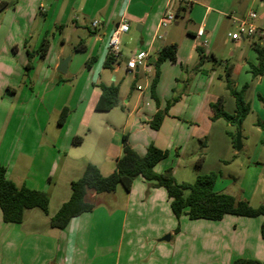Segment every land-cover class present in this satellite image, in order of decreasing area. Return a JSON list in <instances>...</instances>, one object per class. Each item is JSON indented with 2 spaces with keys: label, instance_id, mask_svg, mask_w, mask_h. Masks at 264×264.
<instances>
[{
  "label": "crops",
  "instance_id": "1",
  "mask_svg": "<svg viewBox=\"0 0 264 264\" xmlns=\"http://www.w3.org/2000/svg\"><path fill=\"white\" fill-rule=\"evenodd\" d=\"M253 1L250 0V3ZM170 2L171 0H0V104L4 107V116L0 119V163L6 168L7 178L16 185L24 184L29 188L44 190L49 198L47 213L38 207L26 209L23 220L15 223L17 228L9 226L11 228L8 233L5 230L2 233L1 228L11 223L4 222L0 212V264H102L101 257L97 255L92 261L84 263L76 254V247L68 253L67 239L75 232L77 244L79 231L74 228L80 217L89 211L71 218L61 229L51 227L49 218L68 200L70 182L81 175L87 162L95 164L102 174L113 170L116 159L122 153L121 136L127 134L125 124L130 120L128 117L139 108L137 102L148 96L146 89L153 76V64L163 45L175 43L176 57L183 56L186 61L194 57L192 67L195 69L197 65V70L202 72L207 71L210 58L208 54L215 62L213 52L216 46H224L229 40L234 48L230 54H235L236 60L249 64L257 62L256 53L253 61L248 59L247 50L242 49L243 38L233 40L228 36L229 31L219 33L218 29L225 18L229 26L234 25L233 19L245 16V9H230L231 0H191L188 10L177 14L178 1L175 0V19L172 21L175 26H169L171 22L166 27H160L159 20ZM261 16V22L264 23V11ZM123 17L126 18L129 29L119 37L120 50L123 52L127 48V37H133V44L128 45L129 51L140 49L147 52L148 72L140 67L127 74V56L124 53L104 65L109 56L108 38L114 25ZM178 18L184 19L186 24L180 34L176 30ZM94 19L99 20L96 26L91 25ZM132 24L135 25V32L130 34ZM198 26L204 29L205 45L198 44L201 40L196 36ZM161 28L162 37L158 38ZM72 34L74 40L69 41L68 37ZM44 36L48 37L49 46L41 57L38 49ZM208 37L213 42L210 51ZM247 40L253 49L254 38ZM66 43L71 44L75 52L84 53L88 59L93 58L95 63L91 64V61L85 67L88 70L97 67L100 81L101 76H104L102 83L118 85L120 110L126 112L121 129L111 121L97 124L92 123L90 116L86 118L88 106L80 99L81 94L77 95L75 103L62 98L61 92L66 91L68 78L73 77L75 72L70 69L72 55L64 50ZM79 44L82 48L76 50L75 46ZM28 60L30 66L27 68L25 66ZM63 61L66 65L65 70L61 71L58 67ZM161 66L163 69L159 76L164 74V68L167 69L166 63ZM258 76L262 78L264 73ZM97 84L96 80L89 88V105L93 109L100 93ZM136 84L142 85L144 89L137 90ZM156 84L154 92L159 85ZM227 87L232 86L228 83ZM74 89L75 86L72 90ZM213 99L205 100V105L210 109V112L205 111L203 114L205 120L212 116L210 103ZM81 104L83 106L79 110ZM27 106L34 108L33 118H13L12 114L17 108ZM64 106L68 108V112L63 122L59 123V112ZM39 107L49 108L48 114L55 111L56 119L39 118ZM156 108L155 103L147 118L151 117ZM111 110L112 108L104 111L94 109L109 113ZM137 120L132 119L130 130L135 127V122L144 126V117ZM166 120L164 115L156 131ZM103 130L109 135L102 133ZM127 135L133 140L131 134ZM75 136L79 138L73 140ZM86 141L90 143L87 149L85 146L82 148ZM154 144L162 149L164 147L160 143ZM94 149L98 151V159H93ZM160 161L154 166L157 171ZM117 191L115 188L110 192L87 195L90 199L94 198L93 201L97 199L98 204L108 200L109 206L103 203L106 207L104 213L108 217L116 214L119 219V233L116 247L110 252V264H196L198 248L189 245V255L184 256L185 247L177 248V245L161 242L164 237L160 236L168 230L172 232L169 198L164 188L150 186L147 181L137 177L128 191L124 188L123 192ZM52 197L57 203L55 209L50 211ZM228 215L233 214H225L217 221L218 232L226 233L223 228L233 225L231 237L227 235L228 255L224 253L216 259L212 255L209 261L218 259L220 264H229L237 256L263 260L264 238L260 233L263 217L231 218ZM174 237L176 242L177 235ZM171 239L170 234L167 240ZM200 253H203V248Z\"/></svg>",
  "mask_w": 264,
  "mask_h": 264
},
{
  "label": "rangeland",
  "instance_id": "2",
  "mask_svg": "<svg viewBox=\"0 0 264 264\" xmlns=\"http://www.w3.org/2000/svg\"><path fill=\"white\" fill-rule=\"evenodd\" d=\"M230 7V9L232 7L245 9L246 12L248 10L255 11L257 19L252 22L258 28L264 30V23L260 19L262 11H264V0H254L251 3L250 0H231ZM177 21L179 23L176 30L180 34L186 24L182 18H178ZM169 26L174 27L175 25L172 22ZM218 29L219 33L223 31L232 32L236 30V25L230 24L229 26L225 18ZM134 30L135 25L132 24L129 33L132 32L133 34ZM162 30L163 28L160 29V34ZM68 40L73 41L74 35H69ZM201 40L198 41L199 45H201ZM254 41L264 45V40H259L257 37L254 38ZM241 42L242 49L247 50L248 59L254 61L255 51L250 47L248 40L244 39ZM131 44H133V37L130 36L126 39L127 48L121 53L129 56L134 52V50L129 51L128 45ZM219 45L216 46V50L213 52L216 56L215 62L208 54L210 58L207 62V71L204 72L198 71L197 65L195 69L192 67L191 62L194 57L190 60L188 58L186 61L183 56L177 55L174 63L168 60L162 62L160 64V75L163 63H166L167 69L164 68V74L158 78L157 83L159 85L155 89V95L158 102L160 101V108H165L169 103L165 113L166 123L157 131L149 126L148 121L153 114L150 118H147V115L154 109L155 100L151 96L150 87H147L148 96L137 102L139 108L128 117L130 120L128 119L129 122L125 124L124 130L127 134H131L133 140L128 138V142L139 154H143L146 146L150 143L163 144V149L168 150V155L158 163L157 172L171 168L177 182H193L197 174L214 172L216 174L215 190L229 192L235 197L246 199L251 205L256 206L264 203V128L258 125V123L264 124V106L260 99H264V76L262 78L259 76L253 77L249 63L236 60V55L230 54V51L234 49L230 40L224 46ZM211 46H213V42L208 37V51L212 49ZM64 50L72 55L70 56V69L75 72L72 75L73 77L68 78L66 91L61 92V96L63 94L62 98H65V101L70 99L71 103H75L77 95L81 94L80 99L84 101L86 107L88 106L85 114L86 118L90 116L92 123L97 124L111 121L114 126L121 129L126 112L120 110L119 100L118 105L113 107L110 113L94 111L92 105H89L91 101L89 88L96 80L100 83L104 76H101L100 81L97 67L88 70L85 67L88 60L87 56L84 53L75 52L71 44L66 43ZM124 54L122 55L124 56ZM92 63L95 62L92 61ZM228 83L232 86L231 88L235 87L236 89H241L244 84H247L244 99L249 103L248 113L238 123L239 125L235 122L226 121L222 117L212 119L210 116L208 120H205L206 118L203 117L204 112H210L208 106L205 105V100L209 98H214L212 101L215 102L220 97L223 110L230 114L234 113L235 102L227 87ZM72 85L75 86L74 91ZM82 106L81 104L79 110ZM47 110L49 108L39 107L37 116L39 118L44 117V119L48 117V120L56 119V112L48 114ZM34 111V108L31 109L28 106L22 109L17 108L12 116L13 118L23 116L31 119L34 116ZM3 116L4 107L0 104V119ZM143 117L144 126L140 125V122H135V127L129 129L132 119L142 120ZM175 120L178 122H175ZM46 131H49V125H47ZM237 131L240 132L241 146L239 149L236 148L234 140ZM102 133L109 135L104 130ZM84 146L87 149L90 143L86 141L82 148ZM93 155H95L93 159L99 158L96 149H94ZM116 190L119 193L123 192L120 183L116 186ZM90 193L96 194L94 192ZM93 199L91 200L93 201ZM97 201V199L93 201L94 208L84 213L80 217L78 225L74 228L75 231H79L77 244L75 242V232L67 239L68 253L76 247V254L84 263L92 261V258L97 255L101 257L102 264H110V252L115 249L117 243L119 219L116 214L110 216V218L104 213V209L106 210L105 205L109 206L108 200L103 202L105 205L103 203L98 204ZM56 203L57 201L52 197L49 206L50 211L55 209ZM168 209L171 214L172 232L168 230L163 236H160L164 237V241L161 240V242L166 245H177V248L178 246L185 247L184 256L189 255V245L198 248L199 253L197 254L196 264H220L218 259L210 262L209 258L213 255L216 259L224 253L228 255L227 235L231 237L232 232L230 231L233 229V225L224 227L226 233H222L217 231L218 220L189 219L184 214L175 218L171 213L170 206H168ZM228 216L231 218H247L237 215ZM93 222L94 226H92ZM5 226L1 228L3 229L1 230L2 233H4V230L8 233L11 228L9 226L17 228L18 225L11 223ZM238 230L237 227L236 231ZM170 234L172 239L167 240L165 236ZM175 234L178 239L176 242ZM201 248H203L202 254L200 253ZM231 258L233 259L234 256ZM260 261L264 262V254L263 260Z\"/></svg>",
  "mask_w": 264,
  "mask_h": 264
},
{
  "label": "trees",
  "instance_id": "3",
  "mask_svg": "<svg viewBox=\"0 0 264 264\" xmlns=\"http://www.w3.org/2000/svg\"><path fill=\"white\" fill-rule=\"evenodd\" d=\"M189 6L178 4L177 14L187 11ZM49 39L44 36L39 44V55L43 57L48 49ZM253 50L256 53L255 64H249L253 77L264 73V45L252 42ZM79 44L75 49H81ZM30 58V53L28 54ZM93 58H89L85 63L89 66ZM112 57L108 56L104 65H108ZM169 60H176V44L163 45L153 64V76L150 82V92L156 103V111L153 113L148 124L153 129H158L163 116L167 112L169 103L165 108H159L158 99L154 88L159 77L160 64ZM30 66L28 60L25 67ZM100 89L97 100L94 104L95 110H109L118 105V85L115 83H98ZM247 84L239 90L229 87L235 102V110L230 114L223 110L221 98L210 103L212 119L222 117L226 121L240 123L249 111V103L244 99V90ZM262 100L264 106V99ZM68 112L64 106L59 112L58 122L62 123ZM264 128V124L258 123ZM79 136L73 138L76 139ZM235 140V137H234ZM122 153L116 159L115 166L108 174H102L99 168L87 162L81 175L70 182V196L63 202L56 212L50 216L49 225L54 228H64L69 220L79 214L91 211L94 202L87 196L89 192L101 193L113 191L120 183L128 191L132 182L141 178L148 182L150 186L162 187L169 198L171 213L175 218L182 214L189 219H221L225 214H233L246 217L262 216L260 233L264 238V203L253 206L248 200L237 198L233 194L215 190L214 183L216 174L214 172L197 174L193 182H177L173 176L171 168L157 172L155 164L168 155L167 149L156 147L152 143L148 144L144 153L139 154L128 142L126 134L121 136ZM48 194L44 190L29 188L24 184L16 185L6 176V168L0 163V212L4 222L20 223L23 220L24 211L28 208L38 207L43 212L48 211ZM230 264H264L262 261L253 258L238 257Z\"/></svg>",
  "mask_w": 264,
  "mask_h": 264
},
{
  "label": "built area",
  "instance_id": "4",
  "mask_svg": "<svg viewBox=\"0 0 264 264\" xmlns=\"http://www.w3.org/2000/svg\"><path fill=\"white\" fill-rule=\"evenodd\" d=\"M175 0H171L167 8L164 10L160 20L159 26L166 27L169 23H171L175 19V12L173 9V2ZM178 4L190 6L191 0H176ZM257 18V15L254 11H248L245 16L240 18H234L233 22L236 25V30L232 32H228V36L233 39H252L257 37L259 40H264V30L258 28L253 24V20ZM99 23V20L94 19L91 22L92 26H96ZM129 29V24L126 18H121L113 27L112 32L108 38L107 43V53L113 59H117L121 56L120 50V40L119 37L122 33L127 32ZM204 29L202 26H198L196 29V36L201 38V45L206 44V39L203 38ZM158 38L162 37L161 34L157 35ZM147 52L144 50H136L132 52L129 56L126 57L125 60V71L127 74L134 72L136 68H143L145 72L149 71L147 67ZM135 88L139 91H142L144 88L140 84H136Z\"/></svg>",
  "mask_w": 264,
  "mask_h": 264
},
{
  "label": "water",
  "instance_id": "5",
  "mask_svg": "<svg viewBox=\"0 0 264 264\" xmlns=\"http://www.w3.org/2000/svg\"><path fill=\"white\" fill-rule=\"evenodd\" d=\"M65 61L63 62H60V65L58 67L59 70L61 71H64L65 70ZM238 124V123H237ZM239 125V124H238ZM239 137H240V132L237 131L236 135H235V144H236V148L239 149L241 144H240V140H239ZM166 239H168V236H165Z\"/></svg>",
  "mask_w": 264,
  "mask_h": 264
}]
</instances>
